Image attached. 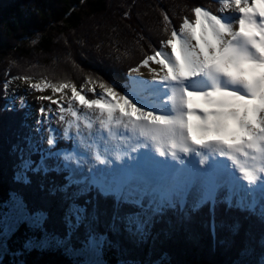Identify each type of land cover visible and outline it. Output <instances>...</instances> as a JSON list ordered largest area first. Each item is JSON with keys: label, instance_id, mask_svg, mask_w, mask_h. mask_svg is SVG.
<instances>
[{"label": "snow or ice", "instance_id": "6c2138e0", "mask_svg": "<svg viewBox=\"0 0 264 264\" xmlns=\"http://www.w3.org/2000/svg\"><path fill=\"white\" fill-rule=\"evenodd\" d=\"M215 3L192 7L178 28L162 11L159 47L149 44L123 83L86 75L91 98L67 78H12L60 95L38 96L49 107L8 141L0 264H29L32 252L69 264H179L165 242H198L200 230L224 264H264V0Z\"/></svg>", "mask_w": 264, "mask_h": 264}, {"label": "trees", "instance_id": "16d2710c", "mask_svg": "<svg viewBox=\"0 0 264 264\" xmlns=\"http://www.w3.org/2000/svg\"><path fill=\"white\" fill-rule=\"evenodd\" d=\"M195 6L213 12L217 7L215 0H0V199L11 177L8 141L14 132L24 131L21 125L25 123V110L20 104L16 112L3 110L6 102L13 104L11 95L8 93L6 101L3 94L6 79L47 77L56 82L67 78L78 87L85 84L86 75L92 74L123 83L128 69L136 66L144 53L150 54L144 40L139 47L136 44L141 35L138 29L152 32L150 43L155 47L166 38L161 31V12L166 11L178 28L181 17L192 18L190 9ZM125 11L130 18H124ZM126 50L129 55L124 59ZM117 56H121L120 62ZM102 66L116 69V74L106 75L108 69L103 71ZM59 146L71 145L61 141ZM24 231L21 226L18 235ZM200 232L198 242L166 241L164 247L179 264H224L227 255L212 250L210 238ZM25 259L29 264H69L54 252H32Z\"/></svg>", "mask_w": 264, "mask_h": 264}, {"label": "rangeland", "instance_id": "374dc122", "mask_svg": "<svg viewBox=\"0 0 264 264\" xmlns=\"http://www.w3.org/2000/svg\"><path fill=\"white\" fill-rule=\"evenodd\" d=\"M140 34L144 36V41L143 43L145 45H149V43L151 42L152 39V32L151 31H147V33H145L143 30L140 31V29H138ZM151 44V43H150ZM154 45V44H153ZM160 45V42L155 44V48H158ZM115 53V52H114ZM113 53V55H114ZM151 54V52H150ZM143 57V56H142ZM103 71H106L105 69H108L105 74L106 75H114L116 74L114 71V69H110V67H106V66H102ZM143 68L140 69V71L142 72ZM146 78V77H144ZM147 79V78H146ZM82 80V79H81ZM39 80H33L32 79V82L33 83H36L38 82ZM84 86V94H86L87 97L91 98L93 96V93L91 92H87V87L88 85L87 84H82ZM81 86L79 85L77 88L79 89ZM96 92H99L100 89L97 87L95 89ZM8 93L9 95H11V97L13 95H15L17 97L16 100H11L13 102V104L15 105H18L20 104V100L18 99L19 97L21 96H24L26 97V107H27V119H25V123L27 124H34V121L37 119V109L43 105L45 107V109H47L49 107V104L50 102L49 101H43V100H38L37 97L38 96H52L54 99H58L59 97V93L53 95L51 93L50 90H46L44 92H36V91H29L28 89V84L24 81H22L21 79H17V80H14V81H11L9 84H8ZM70 95V93H69ZM51 107L53 109H55V105H51ZM51 128L53 129H60L61 128V125L59 124L58 121H52L51 123ZM24 131H26V129H24ZM45 135H47V133H45Z\"/></svg>", "mask_w": 264, "mask_h": 264}, {"label": "bare ground", "instance_id": "6f19581e", "mask_svg": "<svg viewBox=\"0 0 264 264\" xmlns=\"http://www.w3.org/2000/svg\"><path fill=\"white\" fill-rule=\"evenodd\" d=\"M141 73H142L143 76L146 77L147 79L150 78V77H149V74H148V72H147L146 69H143Z\"/></svg>", "mask_w": 264, "mask_h": 264}]
</instances>
